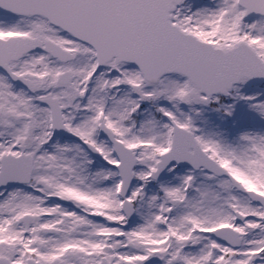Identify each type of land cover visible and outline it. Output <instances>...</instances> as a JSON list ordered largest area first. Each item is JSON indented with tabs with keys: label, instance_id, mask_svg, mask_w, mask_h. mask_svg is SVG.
Instances as JSON below:
<instances>
[{
	"label": "snow or ice",
	"instance_id": "snow-or-ice-1",
	"mask_svg": "<svg viewBox=\"0 0 264 264\" xmlns=\"http://www.w3.org/2000/svg\"><path fill=\"white\" fill-rule=\"evenodd\" d=\"M0 264H264V0H0Z\"/></svg>",
	"mask_w": 264,
	"mask_h": 264
}]
</instances>
